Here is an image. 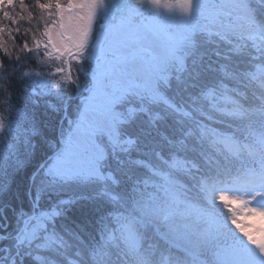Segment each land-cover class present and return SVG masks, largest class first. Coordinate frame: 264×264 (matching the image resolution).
Here are the masks:
<instances>
[{"label":"snow or ice","instance_id":"1","mask_svg":"<svg viewBox=\"0 0 264 264\" xmlns=\"http://www.w3.org/2000/svg\"><path fill=\"white\" fill-rule=\"evenodd\" d=\"M259 4L181 0L175 16L139 10L131 0H0V81L31 85L35 97L69 92L78 101L55 150L30 172L34 140L43 135L35 116L18 111L15 127L0 121V264H111L114 250L126 264H153L141 229L153 225L165 238L159 226L174 230L177 216L195 217L184 227L212 247L215 264H264ZM201 17L208 24L198 25ZM201 37L217 44L216 61L206 62ZM150 38L160 55L141 46ZM9 42L18 48L10 51ZM42 56L59 63L35 71L30 66ZM241 124L250 141L236 135ZM153 131L141 145L140 135ZM134 170L143 175L131 191L142 183L162 192V201L149 193L128 207L115 189L118 173L132 179ZM25 172L26 202L13 205L7 198ZM186 181H194L195 202ZM82 204L91 208L77 215ZM257 217L259 225L243 222Z\"/></svg>","mask_w":264,"mask_h":264},{"label":"trees","instance_id":"2","mask_svg":"<svg viewBox=\"0 0 264 264\" xmlns=\"http://www.w3.org/2000/svg\"><path fill=\"white\" fill-rule=\"evenodd\" d=\"M212 2V0H206L204 3ZM216 2H225V0H216ZM258 7H264V4H259ZM198 25L203 26L208 24V21L201 17L197 22ZM31 38L29 37V42ZM31 46V43H30ZM14 48H18L17 45H13L9 42L10 51ZM217 48L216 43L208 42L206 38L201 37V51L205 53L206 62L216 61L217 57L213 54ZM223 50V46H221ZM246 52H251V46L245 49ZM18 51H14V55H18ZM2 55V53H0ZM25 55H28L27 53ZM241 59H246L243 57ZM43 61V67H36L35 65ZM40 60L34 61L30 66L35 71H50L54 64H58V61L50 59L48 57H41ZM244 66V65H242ZM27 70V69H26ZM15 79L14 77L12 78ZM71 93H62L61 98L57 99L55 96L51 97H35L32 95V86L29 85L27 88H23L20 82L9 83L8 80L0 81V121L4 124L12 123L15 127L17 121L19 120L18 111H24L29 114V116L34 115L38 126L41 128L43 135L36 137L34 143L36 144L35 156L32 159L31 165L28 172L32 168L44 162L47 157L55 150L56 140L58 139L61 127L63 130L67 127V120L74 117L75 109L77 107L78 101L73 97L69 99ZM39 99V104L33 103L34 100ZM10 101V103H8ZM67 103V112L64 111V104ZM49 104L54 105L55 108L50 107ZM14 106L10 110V106ZM59 109V110H56ZM166 130V129H165ZM236 135L242 139L251 140L248 136L247 129L244 124L239 125L235 129ZM255 130L259 132L261 126L259 123L255 124ZM134 134L136 133V127L130 129ZM155 137V132H152L151 136L140 135L141 145L146 140ZM158 139V137H156ZM11 142L12 137H8ZM133 156L137 153L133 152ZM121 158L123 154H121ZM259 163V159L255 161ZM244 163L250 164L247 158H245ZM116 165L113 163V168ZM28 172L22 173L21 176L16 178V182L13 184L12 191L9 193L7 201L13 205L18 204L19 201L23 200L26 202L25 190L28 187ZM121 184L120 187L115 189L118 191L125 199L126 204L131 208L133 200L140 199L141 196L147 197L149 193H155L159 201L163 200V193L159 190L145 186L140 183L135 185L140 191L132 192L131 189L134 186L133 182L138 177L142 176L143 173H137L133 171L132 179H129L126 175L118 173ZM189 185L187 196L193 199L195 202V192L196 189L193 186L194 181H186ZM91 208V205L82 204L78 205L75 213L79 215L81 212H87ZM138 215V213H135ZM11 212L9 211V218L11 219ZM193 222L195 224V217H184L181 218L177 216L175 218V229L169 231V229L163 225L159 226V231L165 233L166 237L161 238L156 232V228L153 225L145 229H141L144 235L143 250L150 254L153 264H195L197 261L203 264H215V257L213 255V249L211 246H205L198 238V236L186 229L185 224L190 225ZM245 222V221H243ZM247 223V222H246ZM191 232L192 234H190ZM178 246L180 249H178ZM198 259V260H196ZM127 258L119 251L114 250L111 257V264H126Z\"/></svg>","mask_w":264,"mask_h":264},{"label":"rangeland","instance_id":"3","mask_svg":"<svg viewBox=\"0 0 264 264\" xmlns=\"http://www.w3.org/2000/svg\"><path fill=\"white\" fill-rule=\"evenodd\" d=\"M157 2L160 5V7H158V8L153 7L152 4L150 3V0H131V6L134 8H137L139 10H142V11L148 10L151 12L160 13L162 15H168V14H172L175 16L181 15V10L178 7V4L181 2V0H157ZM200 2L204 3V2H206V0H200ZM165 5H171L172 7L168 8V7H165ZM127 6H128L127 4L113 5V7L117 8V9L126 8ZM141 46L145 47V48H150L151 51H153L156 55L161 54V48L159 47V45L155 41L151 40V38L148 40H145ZM135 66H136V68L139 69L141 67L140 61H137ZM67 129H68V125L64 131H67ZM245 222L255 223V224L259 225L261 223V220L259 217H257L255 220H253L252 218H249L248 221H245ZM190 225H194L193 222H191ZM190 231H192V230H190ZM189 233L192 234L191 232H189Z\"/></svg>","mask_w":264,"mask_h":264}]
</instances>
